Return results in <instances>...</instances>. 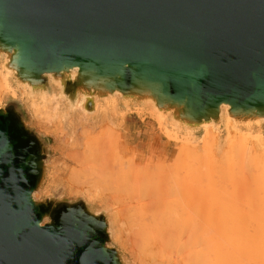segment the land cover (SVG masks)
Returning <instances> with one entry per match:
<instances>
[{
    "label": "water",
    "instance_id": "95a60500",
    "mask_svg": "<svg viewBox=\"0 0 264 264\" xmlns=\"http://www.w3.org/2000/svg\"><path fill=\"white\" fill-rule=\"evenodd\" d=\"M3 55L15 85L68 102L66 131L79 113L97 121V100L116 92L123 108L150 100L195 136L222 130L223 105L240 122L264 119V0H0ZM30 117L21 100L0 106V264H132L105 208L62 186L34 200L56 140Z\"/></svg>",
    "mask_w": 264,
    "mask_h": 264
},
{
    "label": "bare ground",
    "instance_id": "6f19581e",
    "mask_svg": "<svg viewBox=\"0 0 264 264\" xmlns=\"http://www.w3.org/2000/svg\"><path fill=\"white\" fill-rule=\"evenodd\" d=\"M8 62V57L3 55L0 69L12 78V73L5 69ZM77 72V69L71 72L72 79ZM49 77L54 90L58 91L61 82ZM5 78L3 86L10 90ZM21 85L16 88L18 91L10 90L9 97L30 106L26 109L33 127L53 137L59 144L58 151L65 153L67 160L74 164L66 179L62 167L51 166L49 178L54 188L64 185L69 195H85L90 201L103 199L100 206L109 212L112 240L123 254L134 259L132 263L150 264L152 259L157 264H253L264 258V187H256L252 178H243L237 185L205 188L195 183L191 174L187 147L180 149L170 164L156 165L151 158L140 166L136 157L142 155L143 150L159 146L161 139L151 135L137 149L129 144L124 131L113 128V109L130 110L129 106H121L123 95L120 92L104 98L107 105L96 111L97 121L84 120L79 125L71 121L66 131L69 112L61 111V96L46 92L35 96L28 84ZM146 104H151L154 109H150L162 115L152 101ZM229 110L228 105H223L220 112V122L228 135L245 131L244 122L231 117ZM247 123L262 127L264 119ZM201 128L212 140H217L214 149L231 150L232 145L224 147L219 141V128L214 122L205 123ZM241 149L245 154V147ZM67 150H70L68 154ZM172 155L160 153L166 161H170ZM245 164L246 159H242L241 165ZM230 188L236 193V196L231 194L235 198L230 199ZM220 190L226 191L225 194ZM51 194L43 189L34 194V200ZM222 194L229 196L218 199ZM124 196L128 201H135L136 204L132 202L135 206L130 207V201L126 203Z\"/></svg>",
    "mask_w": 264,
    "mask_h": 264
},
{
    "label": "rangeland",
    "instance_id": "374dc122",
    "mask_svg": "<svg viewBox=\"0 0 264 264\" xmlns=\"http://www.w3.org/2000/svg\"><path fill=\"white\" fill-rule=\"evenodd\" d=\"M5 76H8L9 79H6ZM4 78H5V82L9 83V86H11L10 90L18 91L16 88L22 87L21 84L15 85L13 78H11L9 74L4 73L0 69V106H6L7 102L10 99L9 96L11 95L12 92L4 88L3 86ZM27 90L30 91V88H28ZM16 101H20V99H17ZM67 104L68 102L63 97H61V106ZM24 105L26 108H30V106L26 105L25 103ZM106 105L107 102L105 101L104 98L97 100L95 111H99V109L102 106H106ZM108 106L109 108L112 109L110 101H108ZM150 108L154 109V107H152L151 104L148 105L146 104L144 107L141 108L128 107V109L130 110L113 109L114 112L113 119L115 121L113 128L116 131H124L125 136L129 137L128 142L130 145L133 146V142H134L133 139L137 137L138 132L140 131L142 126H144L145 127L144 130L146 131L145 139H148L151 135H153V137L159 136L160 139L162 140L159 145L160 147L162 146V148L164 147L163 152L173 154L172 157L170 158V161H166L160 157V152H161L160 149H157V146H153L148 150H146L144 155H140L136 157V163H138L140 166L145 165L151 158L153 163H155L156 165L157 164L167 165L168 163L170 164L171 161H173V159L177 156L178 151L183 147H187L188 165L191 169V174L193 175V177H195V181H196L195 183L204 185L205 188L214 186V188L218 189L219 188L218 185H223V184L237 185L238 183L242 182L243 178H252L253 183L256 185V187L258 186L264 187V129L259 130L258 128H255L253 130V127L259 126V128H261L260 125L249 124L247 122L243 123L242 127L243 129H245V131H235L231 135H228L226 129L223 127L222 124H221L222 130L219 128V126H217L219 128V133H218L219 141L221 140L222 145L224 147H228L229 145H232L231 150H223V149L217 150L213 148L214 146L216 147L217 140H212L210 135H208L203 130L195 136V134H193L192 132H188V131L183 132L180 129L176 128L175 126L168 127L165 125V119H163L164 118L163 114L162 115L160 113L158 114L157 111L155 110L153 112ZM84 120H86L85 116L79 113L77 119L74 120V123L76 125H79ZM127 120L129 121L130 124L131 122L135 124L134 134L130 133V130H128ZM29 122L33 126L31 117L29 118ZM128 126L130 125L128 124ZM61 129H62V123H61ZM36 131L39 134L45 135L44 133H41L38 130ZM241 137H243L242 140ZM240 146L245 147V154L242 152ZM58 149H59V144L55 142L52 148L50 165L51 166L56 165L60 167V169L62 167V169H64L62 175L64 179H66L71 166L74 167V164L68 161L66 158V154L64 153L62 155L58 151ZM69 152L70 150H67V154ZM242 159H246V164L244 166L241 165ZM50 180L52 181L51 177L49 178L48 183L44 189L52 193V191L55 188ZM61 186L62 185H60L59 187ZM62 187H65L66 189V186L63 185ZM209 189L206 191L209 192ZM228 191L232 192L229 193L230 195L235 194L236 196V193H233L234 191L233 189L231 190L230 188ZM220 192H223V194H225L226 191L224 192L223 190L222 191L220 190ZM223 194L221 197L217 196V198L218 199L222 198L224 196ZM229 194L227 195L229 196ZM227 195H225L224 197H226ZM233 195H231L232 197H230V199L234 197ZM64 196L72 199L84 197L88 203L91 202L92 205L96 204L97 207L104 208L100 206L101 200H103L100 197H98L95 201H90L87 198V196L85 197V195L83 196L69 195L67 190L65 191ZM127 197L131 198V200L137 201L135 198L131 196L127 195ZM42 199H45V197H43ZM126 199H125V201H127L126 203L130 201V203L132 204V205L129 204L130 207L136 204L135 201H131V200L128 201ZM124 256L125 258H127V260L130 263L134 262V259H132L129 254H124ZM150 261H149L150 264L154 263L152 259H150ZM253 264H264V258H262L256 263L253 262Z\"/></svg>",
    "mask_w": 264,
    "mask_h": 264
},
{
    "label": "crops",
    "instance_id": "0c3cea01",
    "mask_svg": "<svg viewBox=\"0 0 264 264\" xmlns=\"http://www.w3.org/2000/svg\"><path fill=\"white\" fill-rule=\"evenodd\" d=\"M128 121V120H127ZM128 124L130 125V126H128ZM134 126H135V124L133 123V122H131V124L129 123V121L127 122V128H128V130H130V133H132V134H134ZM144 126H142V128L140 129V131L138 132V135H137V137H135L134 139H133V147H135V148H137V149H140V147H141V145L143 144V142L145 141V130H144ZM162 141V140H161ZM164 148V147H163ZM163 148H162V146L160 147V145L159 146H157V149H160V151L161 152H163ZM146 150H143V151H141L142 152V155H144V152H145ZM160 152V153H161Z\"/></svg>",
    "mask_w": 264,
    "mask_h": 264
}]
</instances>
